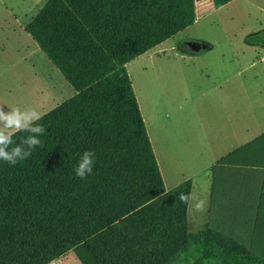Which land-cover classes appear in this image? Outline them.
Returning a JSON list of instances; mask_svg holds the SVG:
<instances>
[{
    "label": "trees",
    "instance_id": "16d2710c",
    "mask_svg": "<svg viewBox=\"0 0 264 264\" xmlns=\"http://www.w3.org/2000/svg\"><path fill=\"white\" fill-rule=\"evenodd\" d=\"M200 1L47 0L26 24L75 94L36 122L42 146L14 166L0 160V264L69 252L80 264H264L211 227L188 232L179 195L192 182L165 190L125 67L193 25ZM84 151L95 164L81 180Z\"/></svg>",
    "mask_w": 264,
    "mask_h": 264
},
{
    "label": "crops",
    "instance_id": "0c3cea01",
    "mask_svg": "<svg viewBox=\"0 0 264 264\" xmlns=\"http://www.w3.org/2000/svg\"><path fill=\"white\" fill-rule=\"evenodd\" d=\"M234 1L237 0H232L227 4ZM262 2L264 4V0ZM227 4L222 7H225ZM263 4L253 3L251 5L263 10ZM201 18H197L196 14V20L193 25L196 24L197 21H200ZM25 26L26 24H24L21 29L24 34L22 37L23 42L21 46L18 45L16 47V57L7 59L0 56V77H3L0 79V89L1 84L19 79V76L22 78L26 77V84H23L21 88L14 93V89L10 86L1 91L3 95L0 93V105L6 104L7 99H11V101L8 102L10 104L15 103L14 107H20L22 110L28 107L35 108L41 113V115H44L47 113L46 111L49 112L63 103L60 102V96H58L59 99L57 97L55 98V95L57 94L56 86H52L53 83L47 76V74H56L54 69L57 72L59 71L48 61L43 53L42 55L38 54V50L40 49L35 42L32 43V38L25 31ZM179 33L172 38L178 36ZM172 38L134 59L137 60L138 63H141V60L144 59L143 66H147L148 61H150L152 73L150 87H152L153 90L150 96L152 107L151 113L153 110L157 111L152 100H155L156 96H159L160 100L166 96L167 101L164 107L166 113H168V111L176 113V110H181L182 117L180 115L178 116L183 120L187 114L194 113L195 116L199 113H204V110H211L209 112L211 117L207 124L200 122L197 125V119H193L194 122L192 127H190L191 129H187V133L190 134L185 135V138L180 139L175 145L171 143V138H169L171 132L174 130L166 131L165 133L167 135L164 131H161L160 133L156 132L158 134V138L156 139L155 133L153 134L151 130L148 131L147 124L145 123V119L147 122L148 117L144 116V106L140 104L139 93L136 92V88L131 82L136 102L147 135L149 136L148 138L151 142V147L153 148L154 157L159 167L161 164V157L163 158V153H160V145H165L164 150L184 149L186 151H192V154H194V151L197 148L202 147L199 162L204 165L201 166L199 172L182 177L172 187L165 190L169 191L184 181L191 180L192 187L190 197L193 191L202 187L210 192L211 187H213L212 182L215 180V173L218 172L217 170L221 169L222 172H225L226 169H228L231 177H233V181H236L235 187L237 192H233V185L230 191H227L228 188L216 189V194L220 197L218 202L221 206H227L224 210L221 209V206L217 208V214L219 213L217 216L218 219L223 222L224 226L241 227L245 217L243 215L244 212L251 210L253 213L257 202H261L264 209V99L261 97L263 92L259 87L256 89V83L258 84L256 74L248 76L239 75L237 68L238 65H240V62L238 59H232L230 57V59L226 61L220 60L221 62L228 63L231 71L234 66L235 72L231 75L226 73L223 77H214L207 75L203 76L201 70L190 69L188 66L187 69H185V67L180 65L177 61H172L171 63L168 58H159L160 53L166 57L167 53L174 52L176 56L180 55L181 57H187L188 60H193L197 53L214 50L213 47L208 45V48L204 50L200 45L199 52L192 50L191 54H186L187 56H185V52L180 50L178 46L180 39L168 43ZM24 41H26V46ZM253 42H259L262 46L260 48L264 49V40L261 42L260 39H252L246 46L254 48L256 45H254ZM261 59L262 61L260 63H263L264 57H261ZM20 62L25 64L23 71L17 73L11 71L13 67ZM48 64H51L54 69ZM128 64H126V66ZM241 65L248 68L246 70H253L255 67L254 62H244L241 63ZM179 66L181 67L182 72L178 68ZM146 69L147 68H145V70ZM43 75L47 80L42 81ZM68 85L69 84L66 82V85L62 86L68 91ZM178 89L181 93V99H184L182 106L175 99L178 97V95L175 96V93H178ZM164 90H167L168 95H162V91L164 92ZM17 92L19 96H28L29 98L31 96L30 103H24L25 105L22 107L19 106L20 98L15 95ZM21 92L26 94H22ZM68 94L74 95L75 92L71 94V91L69 90ZM56 99L58 101H56ZM186 104L193 105L194 109H187L186 111L184 109ZM256 104L257 108L262 111V117L257 121L255 114ZM199 120L202 121L203 116H200ZM165 136H167V141H164ZM201 138H204L203 142H200V140H202ZM181 140H183V144ZM175 147L178 148L176 149ZM159 171L162 172L161 167ZM256 176L258 181H260V179L262 180L261 183L256 182ZM239 186H241L240 189ZM258 187L260 189H258ZM257 190H260L262 200H256L257 195L255 194ZM228 198H231V201H229ZM262 204H259V206Z\"/></svg>",
    "mask_w": 264,
    "mask_h": 264
},
{
    "label": "rangeland",
    "instance_id": "374dc122",
    "mask_svg": "<svg viewBox=\"0 0 264 264\" xmlns=\"http://www.w3.org/2000/svg\"><path fill=\"white\" fill-rule=\"evenodd\" d=\"M46 1L47 0H0V56L7 59L16 57V47L18 45L21 46L23 42L22 37L24 34L21 30L23 25L27 24L37 14ZM262 1L263 0H237L219 9L214 8L208 0L196 2L195 12L197 14V18H203H201L200 21H197L193 26L179 33L178 36L172 38L168 43H172L177 39H180L178 46L180 50L185 52V56H187L186 54H191L194 47H199L200 45L204 50H206L208 46L213 47L214 50L197 53L193 60H188L187 57H181L180 55L176 56L174 52L167 53L166 57L160 53L159 58H168L171 63L172 61H177L180 65L185 67V69H187L188 66L190 69H197L198 71L201 70L203 76L207 75L214 77H223L226 73L228 75L234 74V66L231 71L230 65L221 61H226L230 59V57L232 59H238L240 62V65H238L237 68L239 75L248 76L256 74L258 82V84L256 83V89L257 87L261 88V91L263 92L261 97L264 99V62L260 63L262 61L261 57H264V49L260 48L262 46L259 42H253V44L256 45L254 48L246 46L252 39H260L261 42L264 40V9L261 10L251 5L253 3L263 4ZM31 41L34 43L33 40ZM24 43L26 46V41H24ZM38 54L42 55V52L38 50ZM143 61L144 59L141 60V63H138L137 60L130 62L126 66V70L129 72L128 75L136 88V92L139 93L140 104L144 106V116L148 117L147 122L145 119V123L147 124L146 126L148 131L151 130L153 134L155 133L156 139L158 138L157 133H160L161 131H164L165 133L168 130H174L171 132L169 138H171V143L175 145L180 139L185 138V135L190 134L187 133V129H191L190 127H192L194 122L193 119H197V125L200 122L207 124L211 117L209 114L211 110H204V113H199L195 116L194 113L187 114L185 118L183 116L184 119L181 120V110H176V113H171L167 110L168 113H166V109L164 107L166 105L167 97L165 96L162 100H160V97L156 96L155 100L152 101L157 111L153 110L151 113L152 107L150 96L153 90L152 87H150V79L152 77V73L150 61H148V64L146 63L147 66H143ZM244 62H254L255 67L253 70H246L248 68L241 65V63ZM48 65L54 69L51 64ZM24 66L25 64L22 62L17 63L11 71L14 73L22 72L23 68H25ZM145 68L147 69L145 70ZM178 68L182 72L181 67L179 66ZM54 71L56 74H47V76L53 83L52 86H56L57 94L55 95V98L60 96V102H64L73 96L69 95L68 91L70 90L71 94H73L74 91L69 85L67 91V89L63 87L66 85L65 80L59 72L55 69ZM1 78L3 77H0V79ZM44 80H47V78L43 75L42 81ZM23 84H26V77L22 78L19 76V79L1 84L0 93L3 95L1 91L8 86L14 89V93L20 89ZM177 92L178 93H175V96L178 95V97L175 99L182 106L184 99H181L179 89ZM21 93L26 94L23 92ZM15 95L20 98L19 106L22 107L25 105L24 103H30L31 96L30 98L28 96H19L18 92ZM162 95H168L167 90H164V92L162 91ZM8 101H11V99H7V103L2 106L6 113L10 111V108L15 106V103L10 104ZM56 101L58 100L56 99ZM184 109L187 111V109L193 110L194 108L193 105L186 104ZM261 112L262 111L257 108L256 104V121L261 119ZM200 116H203L202 121L199 120ZM164 139V141H167V136H165ZM201 139L202 140H200V142H203L204 138ZM181 142L183 144V140H181ZM160 146V153H163L160 167L163 173L161 171L160 172L165 189L172 187L182 177L199 172L201 166L204 165L199 162L202 147L197 148L194 151V154H192V151H186L184 149L164 150L165 145L163 144V146ZM175 148L177 149L178 147ZM217 171V173L214 171L216 175L215 180L212 182L213 187H211L210 192L202 187L193 191L191 194V197L204 200L205 207L203 210H197L195 208L197 200L190 198L187 210L188 232L196 233L197 231L211 227L222 234L225 238L238 240L254 255L264 257L263 204L261 202H257L253 213L251 210L243 213L245 217L241 227L224 226L223 222H221L217 216L219 214H217V208L221 205L218 202L220 197L217 196L218 194H216V189L228 188L227 191H230L233 185L232 190L236 193V181H233V177H231L228 169H226L225 172H222L221 169H218ZM256 182L261 183L262 180L260 179V181H258L256 176ZM240 188L241 186H239V189ZM258 189L260 188L258 187ZM255 195H257L256 200H262L260 190H257ZM228 199L231 201V198ZM259 204L262 205L259 206ZM225 208H227V206H221V209L224 210ZM49 264H80V262L77 260L73 252H69Z\"/></svg>",
    "mask_w": 264,
    "mask_h": 264
},
{
    "label": "clouds",
    "instance_id": "9594fccd",
    "mask_svg": "<svg viewBox=\"0 0 264 264\" xmlns=\"http://www.w3.org/2000/svg\"><path fill=\"white\" fill-rule=\"evenodd\" d=\"M0 105V160L14 166L18 161L27 159L35 147L42 146L39 139L45 133L43 125L36 123L42 119V115L35 108L12 107L7 113ZM17 132H27L30 135L16 144L13 136ZM15 145V146H13ZM95 164V153L93 151H84L79 157L75 167V176L81 180L85 179L93 172ZM197 200L195 208L203 210L205 201L196 197H190V194L181 193L179 199L182 203H188L189 199Z\"/></svg>",
    "mask_w": 264,
    "mask_h": 264
},
{
    "label": "water",
    "instance_id": "95a60500",
    "mask_svg": "<svg viewBox=\"0 0 264 264\" xmlns=\"http://www.w3.org/2000/svg\"><path fill=\"white\" fill-rule=\"evenodd\" d=\"M193 51H196V52L200 51V47H194Z\"/></svg>",
    "mask_w": 264,
    "mask_h": 264
}]
</instances>
